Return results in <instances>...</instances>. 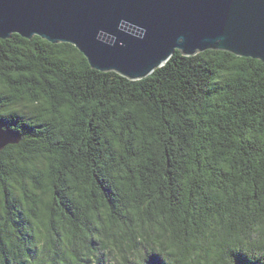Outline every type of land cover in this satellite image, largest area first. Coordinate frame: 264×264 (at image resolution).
<instances>
[{"label":"trees","instance_id":"trees-1","mask_svg":"<svg viewBox=\"0 0 264 264\" xmlns=\"http://www.w3.org/2000/svg\"><path fill=\"white\" fill-rule=\"evenodd\" d=\"M0 124V264H264V62L176 51L131 81L13 34Z\"/></svg>","mask_w":264,"mask_h":264},{"label":"water","instance_id":"water-1","mask_svg":"<svg viewBox=\"0 0 264 264\" xmlns=\"http://www.w3.org/2000/svg\"><path fill=\"white\" fill-rule=\"evenodd\" d=\"M74 45L100 72L142 80L176 51L264 62V0H0V39ZM19 137L0 124V151Z\"/></svg>","mask_w":264,"mask_h":264},{"label":"snow or ice","instance_id":"snow-or-ice-1","mask_svg":"<svg viewBox=\"0 0 264 264\" xmlns=\"http://www.w3.org/2000/svg\"><path fill=\"white\" fill-rule=\"evenodd\" d=\"M238 264H250V262L243 257L238 258Z\"/></svg>","mask_w":264,"mask_h":264},{"label":"rangeland","instance_id":"rangeland-1","mask_svg":"<svg viewBox=\"0 0 264 264\" xmlns=\"http://www.w3.org/2000/svg\"><path fill=\"white\" fill-rule=\"evenodd\" d=\"M40 247H42V243H40Z\"/></svg>","mask_w":264,"mask_h":264}]
</instances>
